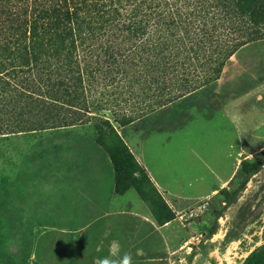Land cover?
<instances>
[{
    "label": "rangeland",
    "instance_id": "obj_1",
    "mask_svg": "<svg viewBox=\"0 0 264 264\" xmlns=\"http://www.w3.org/2000/svg\"><path fill=\"white\" fill-rule=\"evenodd\" d=\"M260 21L246 25L244 31L258 39L226 60L218 79L197 83L199 88L188 93V107L201 110L174 104L165 116L172 133L166 135L164 150L169 160L176 161L186 145H202L190 129L179 132L181 127L198 126L216 95L234 96L239 105L236 121L243 115L246 119V153L224 186L178 211L153 186L135 156L123 155L121 167L133 186L104 207L105 190L112 185L111 191L117 193L113 165L98 142L113 148L118 140L103 121L109 120L126 144L121 133L125 126L119 124L122 117L136 120L150 114L153 111L140 109L157 100L146 96L143 65H116L101 80L84 85L86 108L79 107L87 111L54 110L49 124L0 135V264H99L104 258L119 264L113 257L120 247L103 245L100 239L105 233L99 232V221L106 216L101 208L112 217L122 216L119 205L126 204L124 210L132 212L138 197L148 208L151 241L145 256L133 258L131 264H242L264 243V17ZM237 37L238 33L229 35ZM168 83L166 78L153 86ZM182 97L171 103H180ZM256 125L257 130L251 131ZM118 226L135 236V222L121 221ZM132 249L143 254L139 247Z\"/></svg>",
    "mask_w": 264,
    "mask_h": 264
},
{
    "label": "trees",
    "instance_id": "obj_2",
    "mask_svg": "<svg viewBox=\"0 0 264 264\" xmlns=\"http://www.w3.org/2000/svg\"><path fill=\"white\" fill-rule=\"evenodd\" d=\"M263 17L264 0H0V135L49 124L54 110L87 111L84 85L116 65L145 67L146 96L157 100L140 111H154L218 79L226 60L258 39L244 35L246 25ZM133 121L124 115L119 124ZM103 122L118 146L98 143L123 194L133 185L121 158L133 155ZM242 264H264V243Z\"/></svg>",
    "mask_w": 264,
    "mask_h": 264
},
{
    "label": "crops",
    "instance_id": "obj_3",
    "mask_svg": "<svg viewBox=\"0 0 264 264\" xmlns=\"http://www.w3.org/2000/svg\"><path fill=\"white\" fill-rule=\"evenodd\" d=\"M189 96L191 95L188 94L179 99L180 103H176L178 101L170 103L121 128L124 141L146 171L153 186L164 200L178 211L195 200L208 198L216 193L233 177L237 163L244 158L243 154L246 153L243 137L247 132L246 119L243 115L236 121L235 114L239 105L236 106L233 95L223 94L216 95L211 100L210 106L204 108L206 112L198 119V126L190 123L188 126L185 125L186 128L181 127V131L176 129L179 132L190 129V133L193 136L196 135L199 144L202 145H186L176 161L173 158L172 161L169 160L164 148L165 141L169 139L166 135L172 133V127L170 119L165 118L166 112L174 108V104L190 106L191 97ZM188 108L195 109L197 112L201 110L197 106ZM213 113H216V117L210 115ZM191 120L192 118L189 122ZM225 123L227 126L223 125ZM257 126L259 125L251 131H256ZM126 130L130 132L128 136H126ZM162 135L164 137L156 144L155 138H161ZM112 189L111 185L110 189L105 190L104 207L108 204L112 205L116 196L126 194L117 195L111 191ZM104 207L101 209H104L106 216L100 218L99 232L101 235L105 233V236H101L100 239L106 246H112L114 241L118 242L120 249L114 254L113 260H122L125 253H131V258H137V260L145 256L146 248L151 241L149 232L152 227L148 208L141 198L138 197L132 212L124 210L126 204L119 205L123 207L119 210L123 213L122 216L112 217ZM126 220L137 224L134 237L127 235L126 231L118 226L121 221ZM133 246L141 248L143 254L139 256L133 253L135 251L132 249Z\"/></svg>",
    "mask_w": 264,
    "mask_h": 264
},
{
    "label": "clouds",
    "instance_id": "obj_4",
    "mask_svg": "<svg viewBox=\"0 0 264 264\" xmlns=\"http://www.w3.org/2000/svg\"><path fill=\"white\" fill-rule=\"evenodd\" d=\"M113 246L118 250L119 248L118 242L114 241ZM131 261H132L131 255L128 253H125L124 258L119 261V264H131ZM99 264H115V262L110 261L107 258H104L99 261Z\"/></svg>",
    "mask_w": 264,
    "mask_h": 264
}]
</instances>
